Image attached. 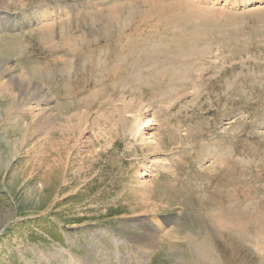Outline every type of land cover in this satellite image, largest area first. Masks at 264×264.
<instances>
[{
  "label": "rangeland",
  "instance_id": "obj_1",
  "mask_svg": "<svg viewBox=\"0 0 264 264\" xmlns=\"http://www.w3.org/2000/svg\"><path fill=\"white\" fill-rule=\"evenodd\" d=\"M20 1L0 2V60L55 109L45 117L0 78V264H264V0H128L114 13L111 0ZM36 10L61 22L33 33L42 19L14 20ZM123 25L158 47L126 54L130 77L104 90L106 49L138 47ZM120 115L152 125L134 141ZM159 225L178 237L142 252Z\"/></svg>",
  "mask_w": 264,
  "mask_h": 264
},
{
  "label": "bare ground",
  "instance_id": "obj_2",
  "mask_svg": "<svg viewBox=\"0 0 264 264\" xmlns=\"http://www.w3.org/2000/svg\"><path fill=\"white\" fill-rule=\"evenodd\" d=\"M2 1H5V2H7V4L9 5V6H11V5H17V4H21L22 2L20 1V0H0V2H2ZM30 1H32L31 3L32 4H38L39 3V1H41V0H30ZM111 1H114V5L113 6H115V8H113L111 11H112V13H114L116 10H120V9H122V8H124L125 6H127V4L129 3L128 2V0H111ZM143 1L144 0H140L139 2H141V3H143ZM153 0H148V2L150 3V4H152L153 2H152ZM160 1V0H159ZM161 1H163L164 2V0H161ZM168 1V0H167ZM173 1V0H172ZM172 1H170L169 0V4H170V2H172ZM182 1H185V0H179V2H177V3H175V1H173V3H171L169 6H170V9H171V7H176V8H180L178 5H184V3H186V2H182ZM189 1H192V3H194L195 2V0H189ZM199 1H206V0H198V2ZM214 1H218V0H214ZM144 2H146V1H144ZM155 2H157V1H155ZM197 2V3H198ZM252 1H250V0H247V2H246V4H250ZM162 3V2H161ZM144 4V3H143ZM159 4V3H158ZM167 4V3H166ZM241 4H245V2H243V3H241ZM67 5V4H66ZM71 5V4H70ZM193 5V4H192ZM198 5V4H197ZM37 6V5H36ZM73 6H75V5H73ZM168 6V7H169ZM258 6V5H257ZM72 7V6H71ZM155 7V6H154ZM159 7H160V5H159ZM158 7V8H159ZM162 7V6H161ZM254 7H256V6H254ZM162 8H164L163 10H161ZM162 8H160V9H158V12H155L156 14L158 13V16L159 15H163V14H167L169 11L168 10H170V9H166L167 7H164V5H163V7ZM194 8V7H193ZM258 8V7H257ZM71 9V8H70ZM69 9V10H70ZM74 10H76V9H74ZM132 10V9H131ZM177 10V9H176ZM176 10H174L175 12H176ZM197 10V9H196ZM124 11H125V9H124ZM69 12V11H68ZM132 12H134V11H132ZM143 12H144V10H143ZM148 12V11H147ZM196 12V11H195ZM37 13V14H36ZM58 13V12H57ZM57 13H55L56 15H57ZM155 13H153V14H155ZM170 13V12H169ZM171 13H173V11H171ZM197 13V12H196ZM48 14H49V12L48 11H42L41 13H39V11L38 10H36V11H32L31 13H30V16H28V18L27 19H25L24 17L25 16H22V15H17V16H15L14 18V20H18V21H20V22H31V21H34V20H41L42 19V21H43V23H42V25L41 26H39V28H37V27H35V29H34V32L33 33H35V32H39L40 30H46V31H51L52 29H53V25H55V24H58L59 25V23L61 22V21H56V20H52V21H49L47 18H48ZM69 14V13H68ZM118 14V13H117ZM123 14V13H122ZM137 14H139V13H137ZM147 14V13H146ZM185 14V13H184ZM113 15H115V14H113ZM121 15V14H120ZM168 16H170L169 14H167ZM179 15V14H178ZM181 15V14H180ZM0 16H2V15H0ZM8 16H11V17H13V15H8ZM116 16V15H115ZM125 16V15H124ZM134 16V15H133ZM144 16V15H143ZM148 16V15H147ZM185 16V15H184ZM183 16V17H184ZM117 17V16H116ZM127 17H128V15H127ZM166 17V16H165ZM172 17H174V15L172 14L171 15V18ZM56 18V17H55ZM67 18V17H66ZM114 18V17H113ZM124 18V17H123ZM149 18V17H148ZM156 18V17H155ZM162 18H163V16H162ZM166 18H168V17H166ZM170 18V17H169ZM170 18V19H171ZM20 19V20H19ZM104 19V18H103ZM115 19V18H114ZM130 19V18H129ZM136 19V18H135ZM141 19H143V18H141ZM140 19V20H141ZM174 19V18H173ZM173 19H172V21H173ZM12 21H13V19H11ZM10 20V21H11ZM22 20V21H21ZM59 20V19H58ZM69 20V22H70V20L71 21H75V19H74V17H72L71 19H68ZM68 20L66 19V21L67 22H63L61 25L62 26H66L69 22H68ZM148 20V19H147ZM152 20V19H151ZM163 20V19H162ZM130 21V20H129ZM145 21V20H144ZM154 21V20H153ZM4 22H5V19L4 20H2V19H0V27H2V26H5L4 25ZM115 23H116V19H115V21H114ZM122 22V21H121ZM3 23V24H2ZM128 23V20H126L125 21V24L124 25H126ZM139 23V22H138ZM142 23H143V21H142ZM156 23V22H155ZM164 23V22H163ZM163 23H162V26H164L163 25ZM76 24V23H75ZM135 24V23H134ZM157 24V23H156ZM169 24V23H168ZM123 25V27L122 26H120V27H122L121 29L123 30L124 29V40H127V43L125 44L126 46H128V49H129V47L131 46V44L129 43V41L131 40V43H135V44H137L138 45V47H134V49L131 47L128 51H127V53L125 52L126 50H119L118 48H117V46H114L113 48H114V50L112 51V48L111 47H109L110 48V50L107 48L106 49V51H105V60H104V63H103V66H104V69L105 70H109V74L111 75V76H113V78H108V79H106L104 82V86H105V89L104 90H106L110 85H111V87L112 86H119V83H121V84H123V81H122V79L120 78V79H117V77L116 76H120L121 75V77H125V76H129L131 73L129 72V69H130V65L132 64V63H136L135 62V57L134 58H132V56L131 55H134L135 53L136 54H138V55H140V53H141V50H150V48L152 49H154L155 47L157 48L158 46L156 45V46H154V45H152V44H138V40H136L135 38H133V36L132 35H130L129 33H131V32H126V30L127 29H125V26ZM21 25H19V27H20ZM96 26V25H95ZM127 26V25H126ZM134 26V25H133ZM149 26V25H148ZM150 26H151V23H150ZM149 26V27H150ZM159 26V25H158ZM171 26H174V25H170V27ZM61 27V26H60ZM78 27H80V26H78ZM116 27H117V25H116ZM134 27H136V25L134 26ZM140 27V26H139ZM144 28H145V26H143ZM155 27V26H154ZM3 28V27H2ZM11 28H13V25H11V27H10V29ZM57 28H59V26L57 27ZM64 28H66V27H62L61 29H64ZM142 28V27H141ZM161 28H163V27H160V29ZM130 29H132V28H130ZM138 29V28H137ZM151 29H152V27H151ZM134 29H132V30H130V31H133ZM142 29H140V31H141ZM149 30V29H148ZM159 30V29H158ZM164 30V29H163ZM173 30V29H172ZM64 31V30H63ZM67 31V30H66ZM135 31V30H134ZM150 31V30H149ZM148 31V32H149ZM27 32V31H26ZM26 32H25V34H26ZM61 32V31H60ZM71 32H72V29H71ZM81 32V31H80ZM144 32V31H143ZM182 32V31H181ZM33 33L31 34V35H33ZM136 33V32H135ZM140 33V32H139ZM179 33V32H178ZM134 34V33H133ZM144 34V33H143ZM150 34H153V33H150ZM149 33L147 34V37H149V35H150ZM157 34V33H156ZM138 35V34H137ZM139 36H140V34H139ZM144 36H146V34H144ZM161 36H162V34H161ZM137 37V36H136ZM147 37L145 38V39H147ZM153 37V36H152ZM159 37V36H158ZM2 38V37H1ZM3 38H6V34H5V36L3 37ZM8 38V37H7ZM79 38V41H82L83 40V37H78ZM144 37H140V40H142ZM160 38V37H159ZM138 39V38H137ZM151 39V38H150ZM139 40V41H140ZM154 40H156V39H154ZM147 41V40H146ZM164 42V41H163ZM129 43V44H128ZM145 43V42H144ZM154 43H155V41H154ZM157 43H160V42H157ZM156 43V44H157ZM152 45V46H151ZM83 46V54H90L91 52H92V50L94 51V52H96L97 50H99L100 48H101V50L103 49H105V48H102V47H99V46H94V47H92V46H89V44H87V43H82L81 44V47ZM79 47H80V45H79ZM86 47V48H85ZM155 48V49H156ZM75 49H78L77 51H78V53L79 52H81V50H80V48H78V47H76ZM102 50V51H103ZM130 50H132V51H130ZM152 52H154L153 50H151ZM159 51V50H158ZM143 52V51H142ZM152 52H150L149 51V53H152ZM131 54L130 56H127L126 54ZM148 53V52H147ZM146 53V54H147ZM159 53H161V52H159ZM157 54V53H156ZM10 55V54H9ZM159 55H161V54H159ZM158 55V56H159ZM104 55H102V57H103ZM135 56V55H134ZM152 56V55H151ZM155 57V56H154ZM160 57V56H159ZM155 59V58H154ZM153 59V60H154ZM149 60V59H148ZM152 60V59H151ZM200 60V59H199ZM10 62V59L8 58V60L7 59H2V60H0V78H4V80H6L8 83H9V85H12L13 86V84H15V86L17 87V88H20V92H21V94H24L25 96H29L32 100H33V102H36L37 104H35V109L36 110H39L40 112H41V114H43V115H45V117H47L48 118V116H52V112H53V109H55L52 105H47V103L48 102H50V100H53V98H52V93H51V89H50V85L49 84H47L48 85V87H49V89H50V95H46L45 93L43 94V93H41V90L39 91V89L37 90H33V88H31V86H28L27 85V83H25V81L24 80H22L23 78H21V80H19L18 79V71H17V69H16V66L13 64V63H9ZM150 64V63H149ZM151 66H152V64H150ZM42 67H44V66H42ZM42 70V69H41ZM40 70V72H42ZM98 71V70H97ZM150 72H152V71H150ZM97 74V73H96ZM20 75V74H19ZM23 75V74H22ZM25 75V74H24ZM184 76V75H183ZM25 77V76H24ZM82 77H84V75L82 76ZM130 77V76H129ZM20 78V77H19ZM27 78V77H26ZM25 78V79H26ZM98 78V77H97ZM141 78V77H140ZM114 79H116V81L114 82ZM186 79V78H185ZM141 80H142V78H141ZM143 80H145V78H143ZM142 80V81H143ZM30 81V80H29ZM32 81V80H31ZM132 81V80H131ZM136 81H140L139 79H137ZM181 81H183V80H181ZM46 82V81H45ZM91 82V81H90ZM145 82V81H144ZM126 83V82H125ZM138 83V82H137ZM94 84H96V83H94ZM24 86V87H23ZM44 86V85H43ZM14 87V86H13ZM12 87V88H13ZM90 87V86H89ZM124 89H125V86H124ZM45 91V90H44ZM87 91V90H86ZM99 92V91H98ZM137 92V91H136ZM79 93V92H78ZM102 93H103V91H102ZM119 94V93H118ZM100 96V95H99ZM57 96H55V98H56ZM107 97V96H106ZM91 98V97H90ZM81 99V98H80ZM109 100H110V98H108ZM107 101V100H106ZM105 101V102H106ZM104 102V101H103ZM30 103V102H29ZM28 103V104H29ZM51 104V103H50ZM80 104V103H79ZM86 106V105H85ZM142 107V106H141ZM23 108V107H22ZM31 108V107H30ZM63 108V107H62ZM71 108H74V107H71ZM124 108H126V106L124 107ZM27 109V108H26ZM29 109V108H28ZM133 109V108H132ZM148 109V108H147ZM96 110V109H95ZM144 110V109H143ZM149 110V109H148ZM18 111V110H17ZM25 111V110H24ZM39 111H38V113H39ZM74 111V110H73ZM120 111V110H119ZM124 111H126L125 109L123 110V112L122 113H125ZM137 112V111H136ZM143 112V111H142ZM36 113V112H35ZM55 113V112H54ZM54 113H53V115H54ZM74 113V112H73ZM72 113V115H70L71 117H75L76 115H77V113H75V114H73ZM135 113V112H134ZM138 113V112H137ZM40 114V113H39ZM59 114V113H58ZM63 115H61L62 117L65 115V113H62ZM144 115H146L147 114V112L145 111L144 113H143ZM82 115V114H81ZM101 116V115H100ZM110 116V115H109ZM66 117V116H65ZM122 120L124 119V121H123V123L126 125V119H125V116H122V115H120L119 116ZM14 118V117H13ZM51 118V117H50ZM96 118V117H95ZM145 119L143 120V122L141 123V124H138V125H136V123H134V124H129V126L128 125H126V130L127 131H129L130 132V135H131V138H132V140H138L139 139V137H140V129L142 128L143 129V127H141V126H145V127H147V126H149V125H152V122L151 121H149V119L147 118V117H144ZM69 119H72V118H69ZM117 120V119H116ZM119 120V119H118ZM121 120V121H122ZM151 120V119H150ZM56 121V120H55ZM81 121V120H80ZM83 121H85V120H83ZM88 122V121H87ZM119 122V121H118ZM127 122H129L128 120H127ZM85 123V122H84ZM121 123V122H120ZM47 124V123H46ZM53 124V123H52ZM119 124V123H118ZM43 125H45V124H43ZM85 125V124H84ZM52 127V126H51ZM101 127V126H100ZM41 128V127H40ZM123 128V127H122ZM33 129V128H32ZM63 130V129H62ZM99 130V129H98ZM104 131V130H103ZM24 132V131H23ZM30 132H32V131H30ZM63 132H64V130H63ZM124 132V131H123ZM22 134V133H21ZM83 138V137H82ZM21 141V140H20ZM132 144V143H131ZM155 144V143H154ZM95 151V150H94ZM143 173V172H142ZM141 173V174H142ZM144 174V173H143ZM146 174V173H145ZM148 202V201H147ZM220 218H223V219H220ZM235 219V218H234ZM231 220V218L230 217H226L225 215H220V217L217 219V220H214L213 221V224L214 225H218V226H220V227H224V228H229L230 226H229V223L231 222L230 221ZM237 220V219H236ZM234 224V223H233ZM160 226V225H159ZM159 226H157V227H155L154 229H153V231L150 233V234H147L146 236H145V241H144V248H141V251L142 252H145L146 251V248H149V249H152V248H157V247H159L163 242H166V244H168V245H172L173 244V239H175V238H177L178 236H172L173 235V231H172V229H170V230H167L166 229V231H164V232H160V228H161V226L159 227ZM230 229V228H229ZM238 230V229H237ZM242 231V230H241ZM227 233V231H221V234H223V235H227L226 234ZM242 233V232H241ZM181 238V237H180ZM183 238V237H182ZM244 240V239H243ZM252 240V239H251ZM187 241V243H190L189 241V239H187L186 240ZM197 242H199V241H197ZM196 242V243H197ZM146 243V244H145ZM193 243V242H192ZM193 245V244H192ZM196 246V252H197V255H198V257H205V252L207 251V249H208V245H206V244H204V242L203 241H200L197 245H195Z\"/></svg>",
  "mask_w": 264,
  "mask_h": 264
}]
</instances>
